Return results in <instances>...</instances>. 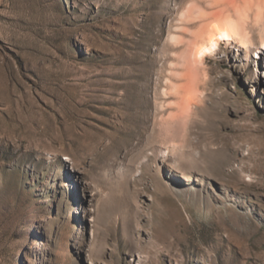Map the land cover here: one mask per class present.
Instances as JSON below:
<instances>
[{"label": "rangeland", "instance_id": "374dc122", "mask_svg": "<svg viewBox=\"0 0 264 264\" xmlns=\"http://www.w3.org/2000/svg\"><path fill=\"white\" fill-rule=\"evenodd\" d=\"M186 1L0 0V264H264V49L171 76L178 115Z\"/></svg>", "mask_w": 264, "mask_h": 264}, {"label": "bare ground", "instance_id": "6f19581e", "mask_svg": "<svg viewBox=\"0 0 264 264\" xmlns=\"http://www.w3.org/2000/svg\"><path fill=\"white\" fill-rule=\"evenodd\" d=\"M219 2H226L224 20L212 21L207 26L202 25L196 29L193 22H201L210 16V13L203 10L201 3L210 7ZM176 4L180 5V10L175 22L168 26L167 43L173 47L182 44L180 51L175 54L176 61L173 62L181 70L169 71L161 94L175 97L176 100L168 105L175 106L178 115H185L192 110V105L198 98L197 88L184 92L171 76H183L184 72L181 71H185L195 79L200 71H204L206 57L216 51L222 42L228 44L234 41L248 48L252 34L258 37L260 49L257 53L260 54L264 49V0H188L182 6L180 2ZM174 117L175 114L169 113L163 120L166 122Z\"/></svg>", "mask_w": 264, "mask_h": 264}]
</instances>
